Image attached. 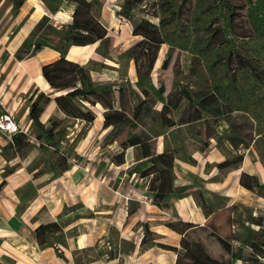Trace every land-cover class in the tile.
<instances>
[{"label": "rangeland", "instance_id": "obj_1", "mask_svg": "<svg viewBox=\"0 0 264 264\" xmlns=\"http://www.w3.org/2000/svg\"><path fill=\"white\" fill-rule=\"evenodd\" d=\"M122 1L101 0L98 4L93 5L92 11L88 15L84 13V16L89 17L88 20L95 25L94 28L99 37L84 53L80 61L89 69L95 82H116L118 85H124L129 98L125 113L112 115V117L120 119L119 123L114 126L103 127L98 117L103 112L104 107L99 104L90 105L78 102L83 108L88 107L95 112V119L89 123L52 112L45 125H49L53 120L59 123L56 137L60 139V146L57 150L53 147L42 149L35 138L34 130L32 129V135H30L31 132L26 133L34 145L30 153L32 162L29 166L32 179L15 190L19 203L14 216L19 221L24 223L22 218H25L27 222L33 221L37 217L44 219L51 211L56 215V219L69 224L63 235H52L53 237L50 239L52 245L49 246H65L66 237L78 235L88 231L89 228L96 231L99 238L97 243L100 247L97 248L96 243L95 246L74 250L73 257L77 264H88L92 259L99 257L102 251L108 252L111 249L128 251L132 248V241L138 240V220L136 221L138 213L133 214L138 207V201L135 200L138 196V174L149 163L147 159H138L140 157L138 146L123 148L125 153L123 164H116L112 160L113 155L122 149V143L129 135L135 133L143 138L155 136L156 139L151 141L155 149L161 146L164 149L175 151V154H183L186 153L183 142L185 137L197 135L201 139L206 138L204 127L206 121L210 122L212 127H215L219 132L221 131L217 140L219 143L226 142L230 124L233 123L235 127L240 128L239 131L242 133L252 132L254 140L250 144L253 154L250 157L251 160H254L253 157L261 158V154H264V139L257 134L264 129V110L260 111V108L249 106L247 112L240 109L220 114L214 103H207L201 112L202 118L188 126H177L176 124L166 126L160 122L158 111L162 108L163 101L157 99L153 90H149V94L143 98L145 96L141 93V87L136 85L135 63L130 56L137 53L141 70L145 69L146 54H142V49L135 46L142 39V36L134 35L132 29L141 17H146L156 24L159 23L158 2L157 0H144L134 8L132 16L127 18L118 14ZM172 1L176 6L181 4L182 18L187 19L185 24L188 22V29L194 28V24L199 20L192 18V16L189 17V11L185 12L184 10L189 6L190 0ZM255 2L257 9L253 18H259L260 16L256 17V15H264V5L259 0ZM244 11L245 9L241 13ZM224 13L225 11L221 7L214 6L202 21L219 22L224 18ZM244 15L237 14L234 18L235 33L237 35L244 34V36L231 37V41L228 43L214 46V52L210 55L209 61L216 60L217 65H221L222 56L227 53L228 47L232 43L241 46L250 53L257 54L260 63L264 65V47H262L261 39L251 37V30L248 31V24ZM42 19L38 21L28 35V38H31L33 42L38 41V38L42 40L40 35L55 36L54 33L56 32L51 29L60 30V28L49 23L47 19L43 22ZM92 21L98 23L95 24ZM257 25V33H260L264 28L260 27L261 24L259 23ZM195 35L197 33L194 30L190 32L189 38L185 42L188 49H190ZM207 40L208 37H205L204 43ZM188 49L167 42L160 44L157 58L151 70L150 80L155 89H159L161 85L164 86V97L171 93L176 86L184 87L183 89L193 91L194 94V91L203 93V95L209 91L207 89L210 85L207 71L208 63L202 61V58H197L196 55L193 56ZM166 57L167 66L162 68V61ZM127 81L132 87L125 86ZM230 82L232 79L227 77L223 83L230 84ZM147 83L148 80L142 83V87H147ZM239 85H242L245 88L244 91L248 92L246 84L239 83ZM31 90L33 91V89ZM203 95L195 96L194 103L199 104L200 97ZM137 104L138 115L135 116L132 108H136ZM186 105L187 101L183 100L177 109L167 114L168 117L175 122L179 121L180 114ZM199 106L201 108L200 104ZM114 107H119L117 101L114 102ZM260 107L264 109V103ZM47 109L50 111V107ZM256 114H259V124H256ZM196 131H198L197 134ZM63 153L68 155V159L58 163L56 158ZM235 153L232 152V155ZM19 158L12 160L11 167L17 168L28 159L24 161L21 159L20 161ZM7 169L9 168L5 170ZM220 173L221 175L226 174L223 169ZM186 188L183 187L179 194L181 195ZM1 189L2 186H0ZM257 191L264 197V189ZM255 200L257 202L256 197ZM221 203L223 200L214 202L215 205ZM33 207L40 208L34 215L31 214ZM247 209L248 207L243 205L241 209L234 212L235 222L240 228L245 227L243 215ZM134 222L130 232L126 231L123 234L124 237H128L125 240L122 238V233H124L125 228H128V225L124 229L122 225L133 224ZM22 227H25L24 224H21ZM143 228V236L145 235L149 240L152 237L156 238L153 232L146 233L145 226ZM27 230L25 229L24 232ZM256 232H254V238ZM226 248L232 251L236 246L226 243ZM250 251V249L243 250V255L248 257ZM56 252L58 255L60 254L58 250ZM104 255L106 254L104 253ZM185 263L192 264L188 260ZM0 264L4 263L0 262ZM233 264H264V256L254 255L247 261L234 260Z\"/></svg>", "mask_w": 264, "mask_h": 264}, {"label": "trees", "instance_id": "obj_2", "mask_svg": "<svg viewBox=\"0 0 264 264\" xmlns=\"http://www.w3.org/2000/svg\"><path fill=\"white\" fill-rule=\"evenodd\" d=\"M10 1L12 2V9L15 13L25 0ZM71 1L77 3L76 9L72 13V21L63 25L58 31L51 29L49 26L52 31L56 32L54 34L58 38V42L54 43V46L60 52V56L53 61L42 64V76L50 88L54 91H61L60 94L54 96V100L66 116L82 119L87 123L92 122L96 116L95 112L88 107L83 108L78 102L88 103L90 105L99 103L104 107L103 127L114 126L119 123L120 119L112 117V115L124 114L126 104L129 101L124 85H118L116 82H95L89 69L84 64L66 58L67 49L70 45H86L94 43L98 39L99 35L94 28L95 25L88 20L89 17L84 16V13L88 15L92 11L93 5L98 4L101 0ZM143 1L123 0L118 14L127 18L131 17L134 13V8ZM255 1L190 0L189 6L184 10L185 12L189 11V17L192 16V18L198 19L199 22L194 24V28L188 29V22L185 24V20L187 19L182 18L183 9L181 8V4L176 6L172 0H157L159 23L156 24L146 17H141L134 24L132 33L142 36V39L135 46L136 48L140 47L142 49V54H146L147 60L145 69L141 70V65L138 62L139 55L137 53L130 55L135 63L136 85L141 87V93L145 96L143 98H146L149 90H153L157 95V99L163 101L162 108L158 111L161 123H164L166 126H173L175 124L177 126H188L202 118L201 112L207 103H214L216 110L220 114H223V112L226 114L240 109L247 112L249 111V106L260 108V111L264 110L260 107L264 103V65L260 63L257 54L250 53L241 46L230 43L231 45L229 44L227 53L222 56L221 65H217L216 60L209 61L210 55L214 52V46L221 43H228V41H231V37L244 36V34L237 35L235 33L234 18L237 14L241 16L245 14L244 18L248 24V31L249 29L251 30V37L261 39L262 47H264V29L260 33H257V23L261 24L259 26L264 28V25H262L264 24V15H256V17H260L253 18L257 9ZM259 1L264 5V0ZM214 6H219L225 11L224 18L219 22L213 20L208 22L202 21L204 16L208 15ZM243 9L245 11L241 13ZM43 21H45V17L42 19ZM92 22L95 24L98 23L97 21ZM193 30L197 35L194 36L190 49H188V45L185 42ZM40 36L48 41L51 40L50 37L45 35ZM205 37H208V40L204 43L203 40ZM163 42L188 49L193 56L196 55L197 58H202V61L208 63L207 71L210 78V85L207 88L209 89L207 93L203 95V93L194 91V94L193 91L191 92L183 89L184 87L176 86L171 93L164 97L163 85L159 89H155L150 80L151 70L157 58L159 46ZM23 46L27 51L35 52L42 44L39 41L33 42L31 38L27 37L23 41ZM166 66L167 57L161 64L162 68ZM227 77L232 79L230 84L223 83ZM146 80H148L147 87H142V83ZM239 83L246 84L248 86V92H245V88L239 85ZM129 84V81H127L125 86H128V88L129 86L132 87ZM130 92L132 91L130 90ZM200 95H203L200 97L201 101L199 103L201 108L199 104H195L193 101L195 96L199 97ZM49 100V94L37 89L33 90L28 97V118L31 121L35 138L39 142V147L42 149L53 147L57 150L60 146V139L56 137L59 123L53 120L49 125H45L40 120V114ZM183 100L187 101V105L181 112L179 121L175 122L167 114L177 109ZM115 101L119 103L118 108L114 107ZM132 109L135 116H137L138 104L136 108ZM256 118V124H259V114H256ZM204 127L206 129L205 137H220V134L216 132L215 127H212L210 122L206 121ZM239 130L240 128L238 126L235 127L231 123L228 134L226 135V139L233 149H237L239 144L246 147L254 140L251 131L242 133ZM257 134L264 139V129ZM155 139V136L143 138L141 135L133 133L122 143V149L113 155L112 160L116 164H123L125 162L123 148L138 146L140 152L138 159H147L149 163L139 174L141 176H150L148 188L153 192L152 202L160 206L166 203V199L174 190L175 151L165 148L161 152H157L155 146L151 143ZM32 146L33 142L31 139H29L26 133L20 131L11 135V140L3 146L2 152L7 157L14 155L25 156ZM242 157L243 155L241 153H236L217 163V167L220 169L235 167L242 160ZM67 159L68 155L64 153L58 155L56 158L58 163L65 162ZM261 160L264 162V154H261ZM240 182L248 188L255 187L257 190L264 189V182L259 183L254 175H249L244 172L240 176ZM182 188L180 187L176 190L178 196ZM253 221L260 228L255 234L256 237H253L247 243L251 250L247 255L248 257L243 255L241 248H237L231 252L228 259L214 258L205 251L198 241H192L186 235L180 240V248L161 242H157V244L165 249L177 250V264H187L185 263L186 260L192 264H232L236 259L247 261L254 255L264 256V215L255 216ZM68 225L67 222H61L56 218L41 222L35 227L34 236L39 245H52V240H50L53 237L52 235H63ZM167 225L174 230L184 232L192 224L189 222L168 221ZM145 232L151 233L147 224L145 225ZM147 240V237L144 235L142 243H146ZM219 240L226 246L227 242L225 239L219 237ZM109 256H112V254L110 253ZM142 264L154 263L146 262Z\"/></svg>", "mask_w": 264, "mask_h": 264}, {"label": "crops", "instance_id": "obj_3", "mask_svg": "<svg viewBox=\"0 0 264 264\" xmlns=\"http://www.w3.org/2000/svg\"><path fill=\"white\" fill-rule=\"evenodd\" d=\"M76 7L77 3L71 0H25L14 13L10 0H0V113L5 110L11 111L16 122L26 127L27 133L31 132L30 135H32V127L28 118V97L31 89L43 91L50 96V100L40 114V120L44 124L52 112L61 115L65 113L54 100V96L61 91L50 88L41 72L42 64L60 56V52L54 46L57 37L45 35L51 38L49 41L38 38L42 46L35 52L23 48V41L41 18L45 17L57 28L68 24L72 21V13ZM92 44L70 45L66 58L82 64L80 59ZM18 50L21 54H18ZM98 118L103 126V112ZM216 132L221 134V131L217 129ZM12 134L0 131V186H2L0 190V262L4 264H77L73 257L74 250L95 246L99 242L94 229L89 228L88 231L78 235L66 237L65 246H41L34 236V229L41 222L55 219L56 215L49 211L44 219L37 217L27 222L25 218H22L24 223L14 216L19 203L15 190L32 179L29 166L32 162L30 153L34 145L25 156L7 157L3 154L2 148L11 140ZM217 140L218 138L214 136L201 139L197 135L193 137L188 135L184 138L186 153L175 154L174 190L164 205L158 206L152 202L153 192L148 188L150 176L138 174V196L135 198L138 201V207L133 213H138L136 219L138 220V240L132 241V248L128 251L120 249L102 251L99 257L92 259L88 264L146 262L177 264L178 251L162 248L157 242L180 248V240L184 235L192 241H198L208 254L217 259H228L231 252L237 248H241L242 251L250 249L247 243L253 239L254 232L260 228L253 219L257 215H264V197L255 187L248 188L241 184L240 176L244 172L254 175L259 183L264 182V162L259 157H253L254 160H251L250 157L253 156L251 143L246 147L239 144L237 149H233L228 140L224 143H219ZM163 149L160 146L156 148V151L161 152ZM232 152L241 153L242 160L235 167L223 168L226 174L221 175L222 169L217 167V163L232 156ZM17 157H20V161L28 159L17 168H13L11 162ZM6 168L9 169L5 170ZM180 187L187 188L178 196L176 190ZM216 200H223V203L215 205ZM243 205L248 209L243 215L245 227L240 228L235 222L234 212L241 209ZM39 209V207H33L31 214H36ZM168 221L189 222L192 225L184 232H179L168 226ZM135 222L122 225L123 229L128 225L122 233V238L128 239L123 234L126 231L130 232ZM21 224L25 227L21 228ZM146 224L156 238L152 237L146 243H142L143 227ZM25 229H28L27 232H24ZM219 237L236 248L229 251L220 242ZM97 245V248L100 247L98 243ZM57 250L60 252L59 255ZM110 253L112 256H109Z\"/></svg>", "mask_w": 264, "mask_h": 264}, {"label": "built area", "instance_id": "obj_4", "mask_svg": "<svg viewBox=\"0 0 264 264\" xmlns=\"http://www.w3.org/2000/svg\"><path fill=\"white\" fill-rule=\"evenodd\" d=\"M0 131L5 133H16L20 131L27 133L26 127L17 123L14 115L9 110L0 113Z\"/></svg>", "mask_w": 264, "mask_h": 264}]
</instances>
